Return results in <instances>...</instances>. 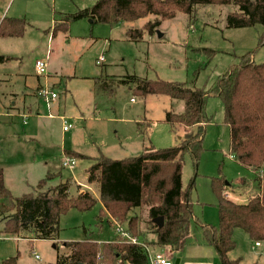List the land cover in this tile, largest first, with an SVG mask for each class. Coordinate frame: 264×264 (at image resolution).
I'll use <instances>...</instances> for the list:
<instances>
[{
    "label": "rangeland",
    "instance_id": "1",
    "mask_svg": "<svg viewBox=\"0 0 264 264\" xmlns=\"http://www.w3.org/2000/svg\"><path fill=\"white\" fill-rule=\"evenodd\" d=\"M98 1L0 0V18H22L27 22L22 37H0V56L7 58L0 63V168L5 185L13 196L21 197L36 193L40 180L52 174L57 178L48 186L70 180L71 195L79 194L80 184L81 190L90 191L98 200L90 211L71 209L62 216L60 235L55 241L3 234L0 223V263L18 257V264H54L70 253L67 243L85 239V230L93 231L98 240L115 235L107 222L102 224V235H98L100 192L97 185L87 183V168L101 156L123 160L141 155L147 146L174 147L196 132L166 122L168 112H184L183 101L166 95L135 96L130 86L118 84L119 79L137 76L210 91L245 55H250L256 64L264 63V45L259 46L264 27L229 28L227 16L237 10L233 5L198 6L192 18L178 12L174 19L162 21L156 34L145 32L140 41L131 40L127 31L143 27L155 16L114 26L84 18L72 21L54 36V28L63 23L65 16ZM100 57L104 61L97 65ZM46 58L47 73L39 75L35 62ZM52 92L57 99L51 100ZM12 98L17 101L16 109ZM205 109L210 122L205 127L204 151L197 167L190 154L185 156L182 176L185 189L195 182L191 199L198 220H193L182 252L163 248L172 264L180 258L179 264H221L201 227L219 224L215 179H225L230 184L228 200L237 203H246L257 193L264 194V169L257 174L230 156L222 100L209 96ZM64 122L72 125L69 131L63 130ZM76 153L84 158L73 157ZM66 157L75 158L72 168L63 165ZM258 176L261 185L256 182ZM133 214L144 227L146 209ZM147 238L153 239L151 235ZM234 240L236 248L231 257L242 258V264H264V242L252 250L255 242L242 229L235 230ZM204 245L214 249L215 254L204 255Z\"/></svg>",
    "mask_w": 264,
    "mask_h": 264
},
{
    "label": "trees",
    "instance_id": "2",
    "mask_svg": "<svg viewBox=\"0 0 264 264\" xmlns=\"http://www.w3.org/2000/svg\"><path fill=\"white\" fill-rule=\"evenodd\" d=\"M206 5L236 7L237 10L227 16L229 28L264 27V0H99L90 8L65 16L63 23L57 25L53 32L66 30L72 21L84 18L114 26L155 16V20L148 21L143 27L127 31L131 40L140 41L145 32L150 36L156 34L161 22L174 19L178 12L192 18L198 6ZM26 23L22 18H0V37H22ZM262 45L264 31L259 38V46ZM6 60L0 56V63ZM118 84L130 86L135 96L166 95L183 101L184 112H168L166 122L175 127L193 128L196 132L174 147L156 149L147 146L137 157L123 160L104 156L96 158L86 174L87 183L99 187L101 210L97 229L104 222L110 229H115V223H119L150 247L182 252L194 220L191 191L195 182L192 181L186 189L182 182L185 156L190 154L195 166H198L204 151L205 127L210 122L205 109L209 96L219 97L223 102L224 123L229 127L230 156L242 167L256 173L264 169V63L256 64L250 55H245L238 65L219 78L210 91L137 76L119 79ZM72 155L84 158L77 153ZM55 178L56 175L48 174L38 183L36 193L15 197L6 187L4 172L0 168V223L4 226L3 234L55 241L60 235L62 216L71 209L90 211L97 204L98 200L90 191L81 193L80 186L79 194L71 195L70 180L48 186L49 181ZM260 179L256 177V182L261 185ZM229 186L225 179L213 181L219 199V224L202 229L207 243L216 249L221 264H242L241 259L229 258L236 248L234 233L242 229L252 242H264V194L257 193L241 204L224 197ZM139 209H146L147 212L144 227H141L137 215H132ZM159 218L164 219L161 227L155 223ZM85 234L84 240L67 243L70 253L59 257L54 264L148 263V255L142 246L130 244L116 235L108 241H100L94 238L93 231L85 230ZM147 235L153 239H148ZM0 264H18V257H10Z\"/></svg>",
    "mask_w": 264,
    "mask_h": 264
},
{
    "label": "built area",
    "instance_id": "3",
    "mask_svg": "<svg viewBox=\"0 0 264 264\" xmlns=\"http://www.w3.org/2000/svg\"><path fill=\"white\" fill-rule=\"evenodd\" d=\"M104 59L103 57H100L97 61L98 65H101L103 63ZM35 69L37 74L39 75H45L47 73L48 69V59H40L35 62ZM45 96L48 95V92H43ZM57 99V94L55 92L51 93V100ZM72 128V125L64 122L63 130L69 131ZM75 158H69L66 157L63 161V165L68 168H72L75 165ZM224 197L226 199L230 198L229 194L227 192L224 193ZM115 235L120 236L122 240L134 244L139 245L144 248L148 255V262L150 264H172V262L164 255V252L162 249H158V251L153 252L151 247L143 243L140 239L137 237L132 236L124 227H122L119 223H115ZM258 245V243H257ZM162 250V251H161Z\"/></svg>",
    "mask_w": 264,
    "mask_h": 264
},
{
    "label": "crops",
    "instance_id": "4",
    "mask_svg": "<svg viewBox=\"0 0 264 264\" xmlns=\"http://www.w3.org/2000/svg\"><path fill=\"white\" fill-rule=\"evenodd\" d=\"M54 36H55V34H54ZM54 36H53V37H54ZM97 65H98V64H97ZM40 87H41V86H40ZM40 87H39V88H40ZM131 89H132V88H131ZM98 91H99V92H102V93H105V92H104V89H99ZM13 95H17V94H13ZM36 96H37V94H36ZM37 97H38V96H37ZM11 104H13V107L16 106L17 101H16L15 98H12V99H11ZM14 109H16V107H15ZM185 129H186V128H185ZM186 130H188V129H186ZM231 158L235 159V158L232 157V156H231ZM86 178H87V174H86ZM5 184H6V183H5ZM77 186H80V187H81L82 185H80V184L78 185V184H77ZM6 187H7V185H6ZM7 188H8V187H7ZM83 192H85V191H84V190H81V193H83ZM226 192L228 193V191H226ZM261 194L263 195V193H261ZM194 219H195L196 221L198 220V219L195 218V217H194ZM204 226H211V225H210V224H207V225H203V224H202V225H201L202 228H203ZM99 228H100V232H102V226H100ZM98 235L101 236L102 233H99ZM114 237H115V235L112 234L109 238H107V239H105V240L108 241L109 239H113ZM204 238H205V237H204ZM105 240L100 239V241H105ZM259 246H261V243H258V245H257V243H255L254 245L251 246V249H252V250H256L257 248H259ZM212 247H213V246H212ZM184 248H185V247H184ZM213 248H214V247H213ZM204 250H205V251H204ZM212 250H214V249H212L211 247H205V245H204V247L201 249L202 253H203L204 255H207V256H212V255H213L214 251H212ZM182 251H183V250H182ZM204 252H205V253H204ZM231 253H232V252H231ZM231 253H230V254H231ZM214 254H215V253H214ZM230 254H229V255H230ZM231 256H232V255H230V257H229L231 260H236V258H233V257H231ZM180 259H181V258H180ZM180 259H179V260H180ZM237 259H241V261H242V258H237Z\"/></svg>",
    "mask_w": 264,
    "mask_h": 264
},
{
    "label": "water",
    "instance_id": "5",
    "mask_svg": "<svg viewBox=\"0 0 264 264\" xmlns=\"http://www.w3.org/2000/svg\"><path fill=\"white\" fill-rule=\"evenodd\" d=\"M90 21H91V20H90ZM91 22H92V21H91ZM160 36H162V34H160ZM155 223L159 224V226L161 227V226H163L164 219H163V218L156 219V220H155ZM179 262H180V260L178 259V260L176 261V264H179Z\"/></svg>",
    "mask_w": 264,
    "mask_h": 264
}]
</instances>
